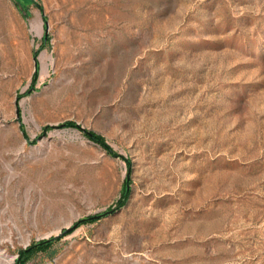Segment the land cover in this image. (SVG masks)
I'll return each mask as SVG.
<instances>
[{"label": "rangeland", "instance_id": "374dc122", "mask_svg": "<svg viewBox=\"0 0 264 264\" xmlns=\"http://www.w3.org/2000/svg\"><path fill=\"white\" fill-rule=\"evenodd\" d=\"M51 237L22 264H264V0H0V264Z\"/></svg>", "mask_w": 264, "mask_h": 264}, {"label": "trees", "instance_id": "16d2710c", "mask_svg": "<svg viewBox=\"0 0 264 264\" xmlns=\"http://www.w3.org/2000/svg\"><path fill=\"white\" fill-rule=\"evenodd\" d=\"M19 5L22 8H28L31 4L36 3V0H17ZM67 125H76V123H74L73 121H68ZM91 138L93 140H95L96 142L100 143L101 145H103L106 149H108L109 152H113L111 146L106 142V139L103 135L93 132V135L91 136ZM129 189L126 187H124L123 190V200H125L129 194ZM68 231L66 229L63 230V232L59 235L61 236L63 233H67ZM58 238V237H51L48 239H42L40 241H35L32 244H30L29 246L22 248L20 250V256L18 259L19 264H22L24 261H26L27 259H29L34 253L38 252V251H46L48 249H50L53 241Z\"/></svg>", "mask_w": 264, "mask_h": 264}, {"label": "water", "instance_id": "95a60500", "mask_svg": "<svg viewBox=\"0 0 264 264\" xmlns=\"http://www.w3.org/2000/svg\"><path fill=\"white\" fill-rule=\"evenodd\" d=\"M47 32H48V26L46 27V33H47ZM37 66H38V61H37V58H35V67H36V69H37ZM64 124H65V123H62V125H64ZM80 127L84 128V127L81 126V125H80ZM89 133H90V131H89ZM103 214H105V213H98V214L92 215V216H90V217L81 218V219H79L74 225L67 227L66 230H67V231H70V230H72L75 226H77L79 223L84 222V221L87 220V219H96V218H99V217H101Z\"/></svg>", "mask_w": 264, "mask_h": 264}, {"label": "bare ground", "instance_id": "6f19581e", "mask_svg": "<svg viewBox=\"0 0 264 264\" xmlns=\"http://www.w3.org/2000/svg\"><path fill=\"white\" fill-rule=\"evenodd\" d=\"M9 263L8 264H13V258L9 259Z\"/></svg>", "mask_w": 264, "mask_h": 264}]
</instances>
